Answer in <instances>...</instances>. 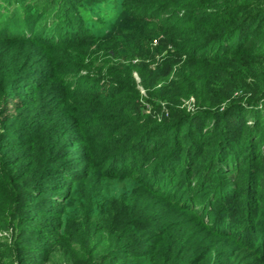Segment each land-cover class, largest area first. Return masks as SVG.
Returning a JSON list of instances; mask_svg holds the SVG:
<instances>
[{"label": "trees", "instance_id": "trees-1", "mask_svg": "<svg viewBox=\"0 0 264 264\" xmlns=\"http://www.w3.org/2000/svg\"><path fill=\"white\" fill-rule=\"evenodd\" d=\"M0 264H264V0H0Z\"/></svg>", "mask_w": 264, "mask_h": 264}, {"label": "rangeland", "instance_id": "rangeland-1", "mask_svg": "<svg viewBox=\"0 0 264 264\" xmlns=\"http://www.w3.org/2000/svg\"><path fill=\"white\" fill-rule=\"evenodd\" d=\"M129 26V25H128ZM121 28H120V31H121V29L123 28V27H125L124 25L122 26H120ZM127 27V26H126ZM155 43V42H154ZM157 45V42L154 44V46H156ZM100 53H102V52H100ZM99 53V54H100ZM103 57V56H102ZM113 61H114V59H116L117 60V57H115L114 55H113ZM158 59V58H157ZM104 60H105V57H103V58H100L99 60H97V61H94V62H92L93 64H91V66L93 67V68H101V67H103V65H104ZM109 60V59H108ZM122 61H124L123 59H121ZM89 61V60H88ZM138 61L137 60H133V61H129L128 62V64H131V65H134V64H136ZM84 73H86V71L84 72ZM135 77H136V79H137V82L139 83L140 82V80H139V78H138V75L137 74H135ZM140 91H141V93L143 94V95H145V91L143 90V88H141L140 87ZM193 103V100H190V102H189V104H192ZM188 108L189 109H192V106H188ZM7 236H8V238H10L11 239V237H12V232H9V233H7L6 234Z\"/></svg>", "mask_w": 264, "mask_h": 264}]
</instances>
